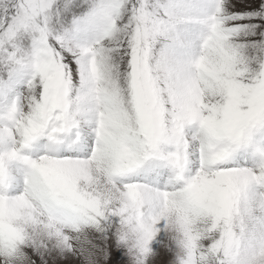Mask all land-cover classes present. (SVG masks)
Instances as JSON below:
<instances>
[{"label": "snow or ice", "instance_id": "6c2138e0", "mask_svg": "<svg viewBox=\"0 0 264 264\" xmlns=\"http://www.w3.org/2000/svg\"><path fill=\"white\" fill-rule=\"evenodd\" d=\"M0 264H264V0H0Z\"/></svg>", "mask_w": 264, "mask_h": 264}]
</instances>
